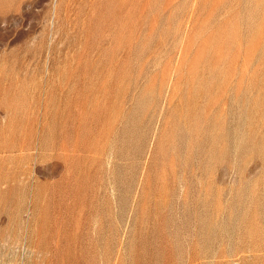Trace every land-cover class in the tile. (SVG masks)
<instances>
[{
    "label": "rangeland",
    "instance_id": "374dc122",
    "mask_svg": "<svg viewBox=\"0 0 264 264\" xmlns=\"http://www.w3.org/2000/svg\"><path fill=\"white\" fill-rule=\"evenodd\" d=\"M0 264H264V0H0Z\"/></svg>",
    "mask_w": 264,
    "mask_h": 264
}]
</instances>
